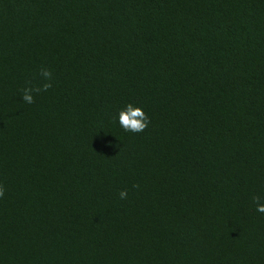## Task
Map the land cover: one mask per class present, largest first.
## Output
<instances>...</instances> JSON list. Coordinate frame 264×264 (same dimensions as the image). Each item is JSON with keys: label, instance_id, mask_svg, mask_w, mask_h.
Returning a JSON list of instances; mask_svg holds the SVG:
<instances>
[{"label": "trees", "instance_id": "trees-1", "mask_svg": "<svg viewBox=\"0 0 264 264\" xmlns=\"http://www.w3.org/2000/svg\"><path fill=\"white\" fill-rule=\"evenodd\" d=\"M0 185V264H264V0H0Z\"/></svg>", "mask_w": 264, "mask_h": 264}, {"label": "clouds", "instance_id": "clouds-1", "mask_svg": "<svg viewBox=\"0 0 264 264\" xmlns=\"http://www.w3.org/2000/svg\"><path fill=\"white\" fill-rule=\"evenodd\" d=\"M40 75L44 78L45 82L42 85L35 87H26L23 89L22 100L28 104L34 103L33 93L46 92L51 87L52 73L48 69H42ZM150 123L148 116L142 108L134 107L131 103L119 112V124L126 132L140 133L143 132ZM133 187H138L134 185ZM5 189L0 185V197H3ZM120 198H127V190L120 191ZM256 205V211L264 213V203H260L259 197H253Z\"/></svg>", "mask_w": 264, "mask_h": 264}]
</instances>
